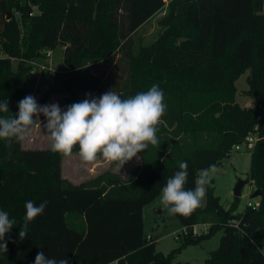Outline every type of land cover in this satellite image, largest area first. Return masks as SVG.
I'll use <instances>...</instances> for the list:
<instances>
[{
	"label": "trees",
	"instance_id": "1",
	"mask_svg": "<svg viewBox=\"0 0 264 264\" xmlns=\"http://www.w3.org/2000/svg\"><path fill=\"white\" fill-rule=\"evenodd\" d=\"M158 13L156 37L136 45L135 33ZM59 45L69 69L58 75L70 94L64 108L84 100V92L113 90L124 99L158 84L167 104L159 144L141 152L128 178L108 169L74 184L63 176L64 156L51 148L0 139V211L15 220L0 264H34L39 251L70 264H189L174 261L176 253L219 229V246L201 264H264V0H0V102L9 101L0 116H14L28 95L26 60ZM109 58L124 80L106 84L92 71ZM247 70L244 93L254 107L236 100V81ZM251 133L258 138L247 178L260 190L258 205L239 212L235 196L224 207L212 180L204 206L175 215L186 227L211 218L209 231L158 251L157 238L144 231V207L181 161L188 163L185 187L193 189L200 169L222 165ZM28 200L48 205L20 240Z\"/></svg>",
	"mask_w": 264,
	"mask_h": 264
},
{
	"label": "clouds",
	"instance_id": "2",
	"mask_svg": "<svg viewBox=\"0 0 264 264\" xmlns=\"http://www.w3.org/2000/svg\"><path fill=\"white\" fill-rule=\"evenodd\" d=\"M88 98L61 108L59 103L40 105L33 95H27L18 103L19 111L14 116H0V139L11 143L24 142L35 129L40 116L46 118L43 127L49 135L53 152L70 156L78 146L79 155L85 162H94L98 156L117 162L122 166L145 151L149 144H159V125L167 111L165 94L154 83L147 91L122 99L109 90L99 97L87 93ZM9 111V101L0 102V113ZM216 166L197 172L195 187L186 189L189 172L187 161L179 163V170L169 177L162 188L160 203L169 215L190 216L201 207L207 187L211 185ZM48 205H39L32 200L25 202L26 216L19 232L20 240L27 236L28 224L42 215ZM14 219L0 211V253L8 251L6 234L10 233ZM34 264H70L65 257L49 258L39 251Z\"/></svg>",
	"mask_w": 264,
	"mask_h": 264
},
{
	"label": "rangeland",
	"instance_id": "3",
	"mask_svg": "<svg viewBox=\"0 0 264 264\" xmlns=\"http://www.w3.org/2000/svg\"><path fill=\"white\" fill-rule=\"evenodd\" d=\"M37 11L36 8H34ZM162 13H158L152 19L142 25L134 35L136 45L139 43L146 44L152 41L160 30L158 18ZM11 18V13L9 16ZM50 55L41 58H34L26 60L31 67L27 76L26 87L28 95H33L40 105L59 103L61 108H64L65 98L70 94L65 90H61V84L64 77L58 76L69 71L68 67L63 62L64 47L59 45L56 49L51 50ZM1 55H4L3 53ZM19 59H13V68L16 69ZM92 71L100 77L104 83L112 81H122L125 79V73L117 68L116 58L104 59L92 65ZM250 70L243 73L236 81L237 86V102L243 107H254L256 105L255 99L250 95H245L244 89L248 88L247 76ZM109 90H97L84 92L82 95L86 99L87 93H91L93 97H99ZM115 92V91H114ZM45 98V99H44ZM40 123L38 121L35 129L31 135L22 142L24 148H51L52 141L43 127L46 123V118L41 115ZM253 135H257L253 133ZM251 148L244 144L240 149L235 147L229 157L222 160L223 170H217L213 173V185L215 188V195L220 197L221 204L228 208L232 203L234 195V187L239 179H247L251 164ZM94 162H85L80 157L79 153H72L70 156L63 157V176L69 178L71 181L74 178L76 181H86L91 179L92 174H98L105 168H119L120 174L128 178L131 170L142 161V154L139 153V158H133L131 161L125 163L123 166L117 162H110L98 156ZM119 174V175H120ZM252 181L249 180L242 189L240 196V204L238 211H243L248 203L252 201L255 204L259 202V197H251L255 190ZM160 195H158L153 202L146 206L144 212V231L146 234L157 238V250L163 253H168L174 248L178 247L183 237V226L178 221L175 215H169L167 210L162 207L160 203ZM207 194L203 200L202 206L206 204ZM211 218L204 223H209ZM179 231V233H178ZM223 235V229L217 230L211 237L202 240L198 244H189L183 247L175 255L174 261L189 262V264H201L209 257L210 252L216 249Z\"/></svg>",
	"mask_w": 264,
	"mask_h": 264
},
{
	"label": "built area",
	"instance_id": "4",
	"mask_svg": "<svg viewBox=\"0 0 264 264\" xmlns=\"http://www.w3.org/2000/svg\"><path fill=\"white\" fill-rule=\"evenodd\" d=\"M170 0H165L166 3H168ZM51 50L47 52V55L51 54ZM258 135H253V133L249 134L247 136V138L245 139V141H243L242 143L236 144L234 147L236 149H240L244 144H246L247 146H253L254 142L257 140ZM247 205H252V206H257L258 204L252 202V201H248ZM235 222V221H233ZM209 227H210V223H204V222H199V223H195L190 227H186L183 226V236H187L189 234H192L193 236H199L203 233H207L209 231ZM179 233V231H178ZM147 237L149 239L152 238V235L148 234Z\"/></svg>",
	"mask_w": 264,
	"mask_h": 264
},
{
	"label": "water",
	"instance_id": "5",
	"mask_svg": "<svg viewBox=\"0 0 264 264\" xmlns=\"http://www.w3.org/2000/svg\"><path fill=\"white\" fill-rule=\"evenodd\" d=\"M8 16H9V14H8ZM216 169L218 171L219 170H223V168H222L221 165H219ZM248 182H249V179L248 178L247 179H239L238 182H237V184L234 187V195L237 196V197H240L241 194H242V189H243L244 185L246 183H248ZM259 196H260V190L259 189H255L252 192V194H251V197H253V198L254 197H259Z\"/></svg>",
	"mask_w": 264,
	"mask_h": 264
},
{
	"label": "crops",
	"instance_id": "6",
	"mask_svg": "<svg viewBox=\"0 0 264 264\" xmlns=\"http://www.w3.org/2000/svg\"><path fill=\"white\" fill-rule=\"evenodd\" d=\"M247 80V79H246ZM248 89V88H247ZM247 89H244V90H247ZM245 95H247V94H245ZM237 100V99H236ZM239 103V102H238ZM243 107V106H242ZM73 153H78V152H73ZM65 157V156H64ZM99 158V157H98ZM64 159V158H63ZM100 159V158H99ZM108 169H110V168H105V169H103V171H100L98 174H92L93 176L91 177V179L92 178H95V177H97L98 175H100V174H102L103 172H105L106 170H108ZM119 168L117 167V169L116 168H111V170L113 171V172H115V173H118V174H120V170H118ZM62 173H63V166H62ZM121 175V174H120ZM122 176V175H121ZM124 178H126L125 176H123ZM66 178V177H65ZM68 180H69V178H67ZM75 179L74 178H72L71 179V182L72 183H74V184H79V183H81L82 181H80V180H78L77 181V179H76V181H74ZM85 181V180H84ZM148 205V204H147ZM146 205V206H147ZM146 206L144 207V212H145V209H146ZM148 235V234H147ZM153 237V236H152Z\"/></svg>",
	"mask_w": 264,
	"mask_h": 264
}]
</instances>
